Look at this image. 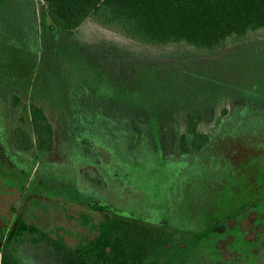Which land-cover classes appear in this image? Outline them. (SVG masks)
I'll return each mask as SVG.
<instances>
[{
    "label": "trees",
    "instance_id": "obj_1",
    "mask_svg": "<svg viewBox=\"0 0 264 264\" xmlns=\"http://www.w3.org/2000/svg\"><path fill=\"white\" fill-rule=\"evenodd\" d=\"M39 2L33 14L27 8V31L21 15L14 32L10 23L0 30V41L10 38L13 44L14 67L21 68L15 77L0 73V177L21 198V209L12 206L11 219L0 227V264H24L23 249L39 244L44 264H264V94L244 92V84L239 99L222 107L207 132L200 128V111L190 107L172 135L169 122L181 95L173 96L163 81L168 67L121 64L111 50L106 58L105 51L90 50L75 36L90 19L138 43H184L214 53L229 41L264 32V0ZM255 49L264 54L263 45ZM199 94L206 102L217 98ZM122 95L126 105L117 100ZM157 97L159 109H143ZM48 107L60 117L57 129ZM123 110L132 126L121 133L111 115ZM56 140L60 165L47 160ZM85 167L94 171L83 176L79 169ZM159 175L170 190L163 211L161 205L150 210L138 191L129 190ZM51 198L98 213L97 223L85 218L95 237L71 247L60 236L51 238L34 215ZM130 200L133 209L125 212ZM251 213L261 230L249 240L239 226ZM229 235L235 261L224 260L217 248Z\"/></svg>",
    "mask_w": 264,
    "mask_h": 264
},
{
    "label": "rangeland",
    "instance_id": "obj_2",
    "mask_svg": "<svg viewBox=\"0 0 264 264\" xmlns=\"http://www.w3.org/2000/svg\"><path fill=\"white\" fill-rule=\"evenodd\" d=\"M0 4H2L0 7V30L3 26L10 23L9 27H11L12 32L16 29L15 26L19 24H23V28L27 31V26H30L29 16L27 17V8L30 9V13L32 14V10L38 11L40 8L39 0H0ZM20 4L24 5L23 11L18 9L21 8L19 7ZM22 12L23 14H21ZM18 15L23 16V19H20ZM16 19H20L19 24L15 22ZM0 33L3 32L0 31ZM75 34L76 40L90 50L105 51L106 58L110 57L111 53H109V50H111L114 56H116V60L121 64L153 63L168 67L170 75H167L168 72L163 74V81L167 83L166 85L172 86L173 96L175 93L181 95L179 97V105L175 109L173 117L169 122L172 135L178 130L176 126L178 124L181 126L178 120L190 107L200 111V114H198L201 118L200 128L207 132L213 125L214 116L221 111L222 107L229 106L239 99L238 92L242 87L249 84L248 87L246 86L244 88V92L264 94V54H257L258 51L255 49L259 48L260 45L264 46L263 31L251 34L237 44H233L229 41L225 48L214 53L199 50L184 43L164 46L138 43L127 38L118 28L103 27L90 19L83 22L76 30ZM10 42V38H4L0 41V73L5 72L8 76L15 77L21 68H17L16 63L14 67V47L12 43L9 44ZM3 49L4 52L2 51ZM114 56L112 55V57ZM169 66L171 70L175 68V70L181 72V74L177 77V74H171ZM191 75H193V79H189ZM80 87L81 86H78L77 89ZM83 89L84 87L80 88V90ZM90 89L95 95L103 93L95 88ZM199 90L205 93L210 92L216 94L215 96H217V98L214 97L216 100L211 99L206 102L205 99L200 97ZM190 92L193 94V97L185 99L183 94H188ZM173 96L172 100H174ZM127 98V96L122 95L119 96L117 100H120L119 102L122 100L124 101L123 104H125ZM166 99L168 100V97ZM159 102V98L157 97L154 104L152 102L145 103L143 109L144 107L151 110L159 109ZM135 103L136 101L133 100L130 107H133ZM47 110H49V120L53 127L56 128L60 117L56 112L51 111L49 107ZM126 114V111L123 110V112H115L113 116L111 115V117L116 120L115 123L119 127L118 130L121 133L123 129L131 130L132 123L128 121V119H131L132 116ZM136 121L138 122L137 118ZM149 123L150 122H148V124ZM157 125L158 123L149 127L153 129L154 127L156 128ZM55 147V153L50 155L47 160L60 165L62 164V156L57 152V140ZM167 150L170 152L169 147H167ZM88 170L91 169L88 167L79 169L83 176H85ZM91 171L94 170L92 169ZM170 173L171 170L167 174L169 175ZM160 179L161 176L159 175L157 179H153L147 185L141 184V182L133 183L129 186V190L138 191V198H142L141 202L145 201V204L148 208L150 207V210H153V206L155 205H161L162 207L159 209L163 211L165 210L163 203L167 194L170 193V190H168L169 187L167 186L169 183L161 184L159 181ZM5 185L8 186L9 182L5 178L1 179L0 177V227L5 220L11 219V214H13L12 206H15L18 210L21 209V207H19L21 201L19 193L12 188H4ZM83 186L84 188L87 187L85 183ZM106 194H109V192ZM115 201L116 200H114V202ZM130 202L129 208H126L125 212L133 209V203L135 202L132 203L131 200ZM142 204L143 203H141V205ZM27 207H29L28 202ZM34 213L37 220L35 222L41 229L47 232L53 239L57 240L59 236L62 237L64 243L70 247L78 245L81 242L90 241L97 234L95 230H87L85 218L90 217L89 219H92L94 223L101 220L98 213L90 211L86 206L77 205L75 203H65V201L56 198L44 199L42 204L35 209ZM255 218L256 214L251 213L239 226L241 230H247L246 238L249 240L254 239L256 233L261 230L260 226L254 225ZM233 225L234 222H231L229 227H233ZM113 227L112 229L117 231V229ZM219 230L223 231L224 227H221ZM110 233L112 234V230ZM108 236L111 237L109 233ZM232 239V236L229 235L217 243V248L221 252L224 260H237L238 255L236 251H230L228 249V247L230 248L229 245ZM40 247H42L40 244L36 246V248L29 245L23 249V263L41 264L42 262L39 258L40 254L38 253L39 250H41ZM45 264L55 263L53 261H45ZM217 264L223 263L218 262Z\"/></svg>",
    "mask_w": 264,
    "mask_h": 264
}]
</instances>
